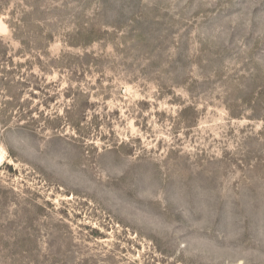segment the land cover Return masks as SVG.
Instances as JSON below:
<instances>
[{
    "label": "rangeland",
    "instance_id": "1",
    "mask_svg": "<svg viewBox=\"0 0 264 264\" xmlns=\"http://www.w3.org/2000/svg\"><path fill=\"white\" fill-rule=\"evenodd\" d=\"M0 264H264V0H0Z\"/></svg>",
    "mask_w": 264,
    "mask_h": 264
},
{
    "label": "trees",
    "instance_id": "2",
    "mask_svg": "<svg viewBox=\"0 0 264 264\" xmlns=\"http://www.w3.org/2000/svg\"><path fill=\"white\" fill-rule=\"evenodd\" d=\"M0 44H1V42H0Z\"/></svg>",
    "mask_w": 264,
    "mask_h": 264
}]
</instances>
